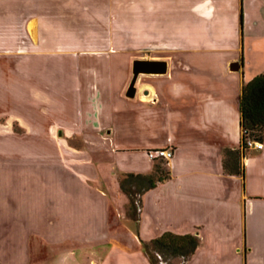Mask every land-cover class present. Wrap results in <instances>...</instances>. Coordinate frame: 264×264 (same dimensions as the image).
<instances>
[{
    "label": "crops",
    "instance_id": "0c3cea01",
    "mask_svg": "<svg viewBox=\"0 0 264 264\" xmlns=\"http://www.w3.org/2000/svg\"><path fill=\"white\" fill-rule=\"evenodd\" d=\"M10 1L0 0V9H9ZM172 3L166 71L146 75L131 99L124 97L129 78L119 56L110 61L89 54L80 64L79 54L60 58L46 80L48 66L20 65L15 72L25 75L8 80L14 103L31 102L29 114L41 116L34 119L38 136L56 129L91 142L86 150H73L83 162L73 169L83 176L68 173L83 192L72 194L93 209L79 216L53 213L41 233L48 251L43 254L27 240L34 232L21 240L18 220L12 236L0 238V264H149L139 239L164 232L197 237L195 251L180 264H264V135L261 150L242 152L240 175L222 167L225 152L239 145V89L264 72V0ZM232 62L238 71L228 69ZM37 75L44 77L40 84ZM34 147L48 151L46 145ZM166 147L172 149L169 160L147 158L148 150ZM158 161L167 177L139 195L137 235L114 220L110 226L108 205L123 211L127 203L116 177L151 175ZM10 217L8 229L17 221L14 211ZM3 218L1 213V223Z\"/></svg>",
    "mask_w": 264,
    "mask_h": 264
},
{
    "label": "rangeland",
    "instance_id": "374dc122",
    "mask_svg": "<svg viewBox=\"0 0 264 264\" xmlns=\"http://www.w3.org/2000/svg\"><path fill=\"white\" fill-rule=\"evenodd\" d=\"M20 3L19 7L16 0H11L9 9H0V16L5 19L0 24V69L3 72L0 73V149L6 145L4 153L0 151V214L4 215L0 222V238L12 236L19 220L21 240H26L28 232H34L27 240L30 244L38 243V252L43 254L48 251L43 249L41 233L45 235L53 213L62 214L65 210L79 216L92 212L90 202L85 203L72 194L83 192L71 177L83 176L77 172L78 168L73 169L76 164L80 167L83 163L75 151L88 149L91 142L76 136L64 137L62 131L58 134L56 129L48 130V137L38 136L39 125L35 120L41 116L36 118L29 114L31 102L23 100L20 106L14 103L8 80L12 82L13 76L25 75L15 71L18 66L28 64L41 70L48 66L46 74L43 73L46 80L56 72L54 69L59 66L60 58L75 59L74 54H79V64L89 54H99L100 58L110 61L112 56H119L125 60L123 66L130 79L132 60L148 57L162 60L173 47V3L172 0H20ZM30 24L32 28L28 31ZM145 76H137L135 88ZM36 77L34 80L40 84L44 77ZM40 107L43 113L44 104ZM45 145L46 152L34 147ZM51 153L53 164L49 159ZM155 165L164 169L162 161ZM116 178L119 182L121 175ZM103 187L101 185L100 189L105 191ZM136 206L139 210V202ZM13 211L17 221L8 229L7 223L13 222L10 217ZM126 211L127 203L123 211L108 205L110 226L114 220L118 226L133 229L134 222L128 219ZM155 259L156 264L181 262L177 258L162 261L156 256Z\"/></svg>",
    "mask_w": 264,
    "mask_h": 264
},
{
    "label": "trees",
    "instance_id": "16d2710c",
    "mask_svg": "<svg viewBox=\"0 0 264 264\" xmlns=\"http://www.w3.org/2000/svg\"><path fill=\"white\" fill-rule=\"evenodd\" d=\"M238 125L240 139L238 149L227 150L224 154L222 167L227 174L240 175L239 158L243 151L248 150L245 145L247 139L261 141L264 135V72L256 74L243 83L237 96ZM167 177V172L155 165L151 175L122 174L118 182L119 190L127 198L126 215L132 222H136L138 210L136 203L139 195L155 182H160ZM138 196V197H137ZM137 235V231L135 230ZM141 249L147 257L149 264H156V256L160 260L180 259L185 262L195 251L198 239L195 235H176L164 232L158 237L143 241L139 239Z\"/></svg>",
    "mask_w": 264,
    "mask_h": 264
},
{
    "label": "water",
    "instance_id": "95a60500",
    "mask_svg": "<svg viewBox=\"0 0 264 264\" xmlns=\"http://www.w3.org/2000/svg\"><path fill=\"white\" fill-rule=\"evenodd\" d=\"M230 71H238L239 64L232 62L228 65ZM166 71V62L164 60L151 59H134L131 61L130 74L131 77L124 92V97L133 98L135 93V83L139 74L158 75L164 74Z\"/></svg>",
    "mask_w": 264,
    "mask_h": 264
},
{
    "label": "built area",
    "instance_id": "2783aa9c",
    "mask_svg": "<svg viewBox=\"0 0 264 264\" xmlns=\"http://www.w3.org/2000/svg\"><path fill=\"white\" fill-rule=\"evenodd\" d=\"M247 149L261 150L262 143L260 141H254L247 139L245 141ZM146 156L149 160L163 159L169 160L172 157V149L169 147L166 148H157L153 150H148Z\"/></svg>",
    "mask_w": 264,
    "mask_h": 264
},
{
    "label": "bare ground",
    "instance_id": "6f19581e",
    "mask_svg": "<svg viewBox=\"0 0 264 264\" xmlns=\"http://www.w3.org/2000/svg\"><path fill=\"white\" fill-rule=\"evenodd\" d=\"M31 28H32V25L30 24V25H29V30H31Z\"/></svg>",
    "mask_w": 264,
    "mask_h": 264
}]
</instances>
